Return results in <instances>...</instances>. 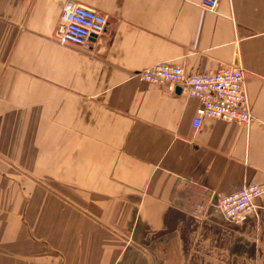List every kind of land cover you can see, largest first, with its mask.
<instances>
[{"label":"crops","instance_id":"obj_1","mask_svg":"<svg viewBox=\"0 0 264 264\" xmlns=\"http://www.w3.org/2000/svg\"><path fill=\"white\" fill-rule=\"evenodd\" d=\"M201 1L0 0V264H264V194L217 209L264 187V0ZM68 3L108 18L88 51L58 41ZM164 62L242 67L255 120L195 129L135 76Z\"/></svg>","mask_w":264,"mask_h":264},{"label":"built area","instance_id":"obj_2","mask_svg":"<svg viewBox=\"0 0 264 264\" xmlns=\"http://www.w3.org/2000/svg\"><path fill=\"white\" fill-rule=\"evenodd\" d=\"M222 0H202L201 7L214 13ZM108 18L94 10L68 3L61 15L58 41L62 45H74L90 50L94 39L103 35ZM142 81L177 89L187 97L199 101L194 119L198 129L205 118L226 123L249 125L255 118L251 111L246 87V72L240 66L222 67L201 74H189L182 65L164 62L135 74ZM264 194L259 184H246L237 192L220 197L217 209L221 217L230 223L241 225L256 213L255 201Z\"/></svg>","mask_w":264,"mask_h":264},{"label":"water","instance_id":"obj_3","mask_svg":"<svg viewBox=\"0 0 264 264\" xmlns=\"http://www.w3.org/2000/svg\"><path fill=\"white\" fill-rule=\"evenodd\" d=\"M177 91L181 92V89H177Z\"/></svg>","mask_w":264,"mask_h":264},{"label":"rangeland","instance_id":"obj_4","mask_svg":"<svg viewBox=\"0 0 264 264\" xmlns=\"http://www.w3.org/2000/svg\"><path fill=\"white\" fill-rule=\"evenodd\" d=\"M34 180V179H33ZM44 182V181H43Z\"/></svg>","mask_w":264,"mask_h":264}]
</instances>
